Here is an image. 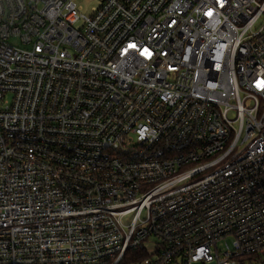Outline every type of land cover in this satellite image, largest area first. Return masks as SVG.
<instances>
[{"label": "built area", "instance_id": "2783aa9c", "mask_svg": "<svg viewBox=\"0 0 264 264\" xmlns=\"http://www.w3.org/2000/svg\"><path fill=\"white\" fill-rule=\"evenodd\" d=\"M97 2L0 0V264H264V0Z\"/></svg>", "mask_w": 264, "mask_h": 264}, {"label": "rangeland", "instance_id": "374dc122", "mask_svg": "<svg viewBox=\"0 0 264 264\" xmlns=\"http://www.w3.org/2000/svg\"><path fill=\"white\" fill-rule=\"evenodd\" d=\"M79 12L82 15H90L92 9L98 5L97 0H74Z\"/></svg>", "mask_w": 264, "mask_h": 264}]
</instances>
